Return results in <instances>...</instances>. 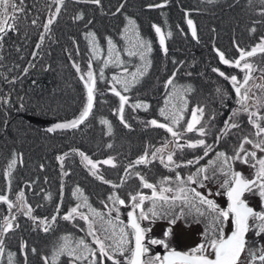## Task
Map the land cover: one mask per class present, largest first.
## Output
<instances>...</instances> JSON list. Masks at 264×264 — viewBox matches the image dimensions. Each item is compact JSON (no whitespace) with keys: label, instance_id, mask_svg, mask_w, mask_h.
<instances>
[{"label":"trees","instance_id":"16d2710c","mask_svg":"<svg viewBox=\"0 0 264 264\" xmlns=\"http://www.w3.org/2000/svg\"><path fill=\"white\" fill-rule=\"evenodd\" d=\"M47 3L34 0V14L47 11ZM61 5L64 21L68 13L76 12L82 17L80 24L72 22L61 29L60 17L51 29H36L45 17L35 16L37 23L31 29H9L0 37V196L8 192L14 203L11 208L0 203V264H10V255L11 264H45V258L52 264L64 237H69L72 247L83 239L96 248L88 234L89 224L96 235L107 236L108 222L116 221L109 211L120 205L115 198L127 203V197L149 193L150 189L139 187L141 177L152 178L156 189H193L188 177L197 165L189 161L202 146L172 150L173 163L168 164L172 167L165 166L159 148L170 135L149 118L184 132L189 109L208 105L204 124L212 143L206 145L211 148L208 159L213 163L219 152L233 154L239 147L236 137L221 147L212 134L221 131L223 115L230 112L225 108L236 99L230 77L242 71L234 66L235 60L264 45V0H100L99 4L66 0ZM186 13L196 26V39L187 28ZM215 48L229 64L221 61ZM251 61H257L258 69L264 67V53L242 63ZM76 67L86 79L89 71L95 73L94 109L77 128L49 131L46 123H70L85 109L86 91ZM109 89L129 96L125 125L119 120L120 100ZM204 96L207 104L198 102ZM259 100L264 104V94ZM257 108L259 114L264 110L258 104ZM174 114L182 116L176 125L171 120ZM229 132L228 138L233 136ZM182 137L189 135L184 132ZM143 154L153 161L148 172L136 163ZM84 156L97 167L83 162ZM109 159L112 164L103 163ZM17 199L21 206L15 204ZM178 203L164 205V210L176 209ZM190 203L198 206L199 198ZM73 208H77L73 218L64 220ZM13 210L17 212L11 214ZM81 214L88 220L81 219ZM5 220L12 222L11 230L4 231ZM125 227L133 241L131 248L133 231L128 224ZM99 260L97 252V264ZM58 264H70V258L60 256ZM104 264L112 262L105 258Z\"/></svg>","mask_w":264,"mask_h":264},{"label":"snow or ice","instance_id":"6c2138e0","mask_svg":"<svg viewBox=\"0 0 264 264\" xmlns=\"http://www.w3.org/2000/svg\"><path fill=\"white\" fill-rule=\"evenodd\" d=\"M57 3L63 4L64 0H56ZM92 2L99 4L100 0H92ZM11 6L14 10L16 9V5L12 0H0V11H2L4 15V19L0 21V32L6 31V25L7 20L9 19L7 15V8ZM59 9H57V12ZM12 19H15V17H11ZM82 17H77V19H80ZM53 21L50 19L48 21V24H51ZM35 23V21H33ZM129 23H132V21H129ZM188 24L191 26L192 21L189 20ZM47 30V29H46ZM161 30L159 27L156 28V32L159 33ZM193 36L196 35L195 29L192 30ZM161 44L164 43L163 36H161L160 40ZM111 43V41H109ZM260 51H264V45L259 46ZM257 51L256 48L252 49L251 51L247 52L246 54L242 53L241 59L244 58L245 55L252 56ZM134 53H129V55H133ZM220 56L221 61L224 64H229V60L224 58L223 53H218ZM236 67H240L239 62H236ZM244 69H247L248 72L245 73V77L243 79V83L241 84L239 81H237L236 76H231L230 79L233 82V85L235 86V90L238 96L241 94V88L248 84L250 77V72L253 70V65L249 63H245L243 65ZM77 71H79V68L77 67ZM213 71H217L216 69H213ZM221 76H225L223 72L219 73ZM88 81L89 83L86 84L87 87V106L82 112L80 118L78 120H73L69 124H57V128H75L80 123H82L87 116L89 115L92 106H93V91H94V85L95 81L93 79V74L91 71L88 72ZM84 77H81L83 79ZM228 79L229 77H225ZM115 79V78H114ZM172 81L169 80L168 84H171ZM239 85V86H237ZM259 87V86H257ZM127 85H125V91H127ZM115 91V90H114ZM251 91V89H246L244 94L241 96V104L242 108L245 112H248L249 115V123L253 125L255 128L254 135L256 137H264V127L261 126L260 120H264V116H260L258 111H249L248 105L245 103L250 99L248 92ZM115 95H117L121 101V107L119 109L120 112L123 111V105L127 103V98L119 91H115ZM186 103V102H185ZM256 103L264 107V104H261L259 98H257ZM140 105H136V107H139ZM197 113L200 114V116H197ZM161 115H164V110L161 109ZM203 116V108L196 107L195 110L191 113V121L186 125V128L184 132H193L196 131L200 136H204L206 134L205 129L203 127L197 128L196 125L200 122V119ZM122 119V117H121ZM168 119V117H166ZM182 119V116L179 115H173L171 117L172 124L176 125L179 123V120ZM103 123L107 124V121H102ZM153 126L158 128H164L167 132L171 134V136L174 139V142L176 144L177 148H182L184 146H187L189 148H196L198 146L205 145V141L203 139L197 141V142H186V145H181L179 143L180 138L183 136L184 132H179L174 130L172 126H169L168 124L164 123H158L156 120H152L150 122ZM127 126V125H126ZM239 127V125L235 122L228 123L225 122V129L230 128H236ZM49 131H52V129H49ZM109 131H111V127L109 126ZM226 134V131L224 132ZM219 139V137H218ZM244 144H251L254 149L259 150L260 152H264V138L259 139L258 141H254L249 139L247 136L243 138L239 149L236 151V154L234 156H226L224 152L217 153V157L222 159V163L225 167H227V171L224 170V167L220 169V171L228 177L224 181V183L221 185L225 189V195L229 201V204L226 209H221L214 200L208 199L206 196L202 195L200 192L196 191V189H190L187 190L183 187H181L178 190V194L174 197H169L165 195V193L173 192L175 191L172 188L169 187H162L157 192L156 186L148 183L143 180V177H141V181L143 182V187L151 189L152 190V197H146L143 195L139 196H131L132 201V211L128 213V216L130 218V227L133 229V237H134V245L129 248L128 246L130 244H133V241L128 239V233L125 231L123 227L119 229V236L117 239H113V237L116 235L115 229H112V232L101 238L100 236L95 234V230L93 229V226L89 224V235L93 237V243L96 245V248L91 247L88 243L85 242V240L80 239L78 242H76V246L72 247L69 244V237H64V243L59 245L58 248L54 251L53 257H52V264H58V258L60 256H67L70 258V264H74L75 261H81V264L85 260H89V257H91V260H89V264H97V252L99 253V264H104L105 258L107 260H110L112 264H122V260L120 258H124L127 261V264H240V257L243 253L246 245L245 240V234L249 231V218H253L254 220L264 221V211H256L255 209L248 206L247 202L242 198L244 194L251 193L254 191V188H258V195L264 201V157H261L257 159V153L256 151H247L244 149ZM111 147V145H109ZM245 152L244 156H241L240 153ZM84 154L81 153V156ZM173 155L174 153H170L167 156V161L169 163H173ZM205 155H207V151L205 152ZM251 156L253 163H251V167L256 169V172L252 179H248L244 177L240 172H236L232 168L231 161L239 160L242 163H248V157ZM86 160H88L87 157H84ZM153 159L156 158V155L153 154ZM147 162V156L141 158L136 163H146ZM161 162L163 163V158L161 157ZM16 162L15 160L12 161V165H14ZM88 163L91 165L93 169L97 167L95 163H93L91 160H88ZM103 163L106 164H112V160H106ZM191 163V161H189ZM214 163V162H213ZM10 165L9 167L11 168ZM257 165L259 166L257 168ZM114 166V165H113ZM167 166V165H166ZM179 167V165H177ZM207 169L201 168L198 170L197 175L200 173H205ZM93 175H96L95 172H93ZM179 179V176L177 177ZM210 179L209 176L204 175L202 177V180H208ZM188 181L191 183H197L194 176H189ZM205 185L203 182H200L199 187H204ZM115 187V185H114ZM191 191V193L194 194L195 198H199V203L206 205L208 210L211 212L216 213L217 218H222L224 221H227L230 217V214L234 216V228L233 231L230 233V235L225 238L223 230H219L218 236H216L213 239H208L207 234H205V241L202 242L199 245H197L195 248L191 249L189 252L181 253L179 251H176L175 249H169V244L166 239H155V238H149L147 243H145V236L146 233L151 231V228H142L140 226L139 220H150V216L145 213L142 205L145 199H152L153 200V206L148 211L151 213V220L154 221L155 219L163 218V216L167 215V213L164 212H158L156 210V201H161V208H163L164 205L172 204L175 202V200H182V202H187V192ZM180 194H184L181 196ZM217 195L220 193L217 192ZM209 195H211V192H209ZM23 194L21 193V198ZM110 199H112L110 197ZM139 200V202H137ZM0 201L8 204V207L11 208L12 204L8 202L7 197L0 196ZM115 202L119 203L120 205H124L125 201L122 199H119V197L115 198ZM136 209H140L139 214L137 216ZM94 211V210H93ZM31 209H28V213L30 214ZM77 212V208H73L72 212L63 216L64 220H71L72 214ZM201 215L203 213H200ZM97 215H100L97 213ZM183 215V212H181L176 219H179L180 216ZM103 218V217H101ZM81 219H84L85 221L88 220V217L81 214ZM176 219H173L170 221L171 224H175ZM123 223V222H121ZM13 227V224L9 220H5L4 222V231L11 230ZM45 231L48 230L47 227L44 229ZM107 231V229L105 230ZM172 233V229L168 228L164 236L170 237ZM259 233H264V224H261L259 226V231L257 232V235ZM3 235V232H0V236ZM106 241H111V243H106ZM148 245H158L162 246L164 249H169L167 255H161L157 253L154 256L149 255V246ZM2 246H3V240L0 239V252H2ZM33 252H35V249H32ZM128 253V256L125 257V253ZM120 257V258H117ZM257 258L253 254V259ZM11 255L9 256L10 264H11ZM258 259L261 262H264V249L261 250V253L258 256ZM45 264H48L47 258H45Z\"/></svg>","mask_w":264,"mask_h":264},{"label":"rangeland","instance_id":"374dc122","mask_svg":"<svg viewBox=\"0 0 264 264\" xmlns=\"http://www.w3.org/2000/svg\"><path fill=\"white\" fill-rule=\"evenodd\" d=\"M11 6H9L8 8H10ZM11 9L7 10V15H9L8 13H10ZM2 13V12H1ZM3 14V13H2ZM0 21H2L4 19V15L0 14ZM9 30V29H6ZM2 33V32H0ZM190 33V32H189ZM197 33V30H196ZM158 34V33H157ZM216 49V48H215ZM216 52V51H215ZM219 56V55H218ZM249 64H252L253 67V71L251 72V78H250V82L246 85V87L243 88L242 90V95L244 94L246 89H251V91L248 92V95L251 93L252 98H259L260 95L264 94V67L258 69V64L257 61H251V62H246ZM245 64V63H243ZM238 71H240L239 69H237ZM243 73L245 72L244 70H241ZM244 77V74H243ZM242 78L237 77V81H240ZM168 80V79H167ZM169 81V80H168ZM209 82V81H208ZM232 83V81H231ZM233 84V83H232ZM204 89L208 88V84L204 83ZM238 86V85H237ZM259 86V87H257ZM252 87V88H251ZM208 99L204 96V97H199L198 98V102H201L202 104H207ZM239 101H237L238 104ZM205 107L208 108V105H206ZM258 111V108H257ZM260 116L264 115V110L260 111ZM263 112V114H262ZM140 120L141 118L143 119V116H139ZM263 123V121H261ZM57 124H53V123H46V126H54ZM229 134H231L228 130V132L224 135L225 140H224V146L225 144H227V141H233L235 135L233 133V136H229V138L227 137ZM223 134H220L219 131L215 130V133L212 134V136L214 138L217 139V141H219L220 139H222ZM171 136V135H170ZM172 137V136H171ZM219 137V139H218ZM173 138V137H172ZM173 138L172 142L171 140L167 139L165 141V144H162V147H160L159 153H160V159L161 157L163 158V164L168 167H172V165H168L169 162L167 161V156L172 153V150H176L178 149L176 147V144L174 142ZM259 140V138L257 139V141ZM216 141V142H217ZM187 141L184 139V137L180 138L179 143L181 145H184ZM222 143V142H221ZM174 144V145H173ZM209 144H212L211 142ZM223 146V144L221 145V147ZM240 147V145H238ZM239 147L237 149H235L232 153L230 154L229 157L234 156L236 154V151L239 149ZM244 149L247 151H256L257 153V159L264 157V152H260L257 149H254L252 147V145L250 144H244ZM203 150V149H202ZM211 148L206 147L205 151H195V155L192 156L191 158V162L194 163L196 162L199 156L205 154L204 152L206 151H210ZM209 154V153H208ZM145 156V154H143ZM143 155L141 157H143ZM241 156L245 155V152H241L240 153ZM86 157V156H84ZM83 157V162H85L87 165H90L88 163V160H86ZM150 157H148L147 155V162L145 163V165H143L142 163L139 164L141 168H143L145 170V172L150 171L151 166L153 165V161H151V159H149ZM209 157H207V155L200 161L198 162V164H194L197 165L196 170L194 171L193 176L195 177L197 183H191L189 182V187H192L194 189H196V191L200 192L202 195L206 196L208 199L214 200L215 203L221 208V209H226L228 206V199L225 195V189L223 187H221V185L224 183V181L226 179H228V177H226L221 171L220 169L222 167H224V170L227 171V167H225L222 163V159L218 158V160L216 159L214 161V163H212V161L210 159H208ZM248 163H242L239 160H235V161H231L232 164V168L234 171L236 172H241V174L248 178V179H252L256 169L252 168L250 165L251 163H253L252 157L249 156L248 157ZM93 162V161H92ZM94 163V162H93ZM203 166V167H202ZM259 166L257 165V168ZM201 168H205L207 169V171L205 173H200L199 175H197V172L199 169ZM204 175H207L210 177V179L208 180H202V177ZM144 181L148 182V183H152V178L150 177H144L143 178ZM200 182H203V184L205 185L204 187H199ZM154 185V184H153ZM156 185V184H155ZM141 187V189L143 188L144 191H146L148 188L143 187V182L141 181V185L139 186ZM138 187V188H139ZM171 188V187H169ZM161 188L157 189V192L159 193ZM175 191L173 192H168L165 193V195L171 197H174L178 194V190L179 188H172ZM258 188H254V191L251 193H245V195L243 196V199L252 207H254L255 209H257V211H264V201H262V199L260 198V196L258 195ZM209 192H211V195H209ZM219 192L220 194L217 195L216 193ZM181 196H183L184 194H180ZM130 196V195H129ZM139 196V194H138ZM144 196V195H143ZM146 197L151 198L152 197V190L150 189L149 193L146 195ZM187 197H188V201L186 203V205H184L182 202V200H175V201H179V203L176 205H174V208H166L163 206V208H161V201H156V210L158 212H164L167 213V215L163 216V218H159V219H155L154 221L151 220V213L148 211L150 208H152L153 203L148 204V200L152 201V199H145L143 202V209L145 211L146 214H148L150 216V220H139V223L142 225L143 228H151V231L146 233V243L148 241L149 238H155V239H166L168 244H169V249H175L178 251H182V252H189L191 249L195 248L197 245H199L200 243L205 241V234H207V237L209 236V234L212 232L210 229H206L207 226L203 225V219H207L210 218V214L208 215L207 211L208 208L206 205H203L201 203H198V206H195L193 203H190V200H198V198H192V193L189 192V194L187 193ZM126 198V197H125ZM127 199V203L125 202L124 205H113L112 209L109 211V213L112 215V217L114 219H116V221H110L108 222V232L107 234L109 235L112 232V229H115L116 231V235L113 237V239H117L119 236V229L121 227H123L125 229V231L128 233V239L130 240V232L126 229L125 225L127 224V213L129 211H132V201L131 199H129L128 197ZM137 202H139V200H137ZM21 202L19 201V199H17L16 203L17 206H21L20 204ZM14 204V203H13ZM188 204V205H187ZM26 210V208H24ZM202 210V211H201ZM140 209H136V214L138 216ZM17 210H13L11 212V214L16 213ZM183 212V215L180 216L179 219H176V217ZM200 213H203L202 215ZM216 217V216H215ZM230 218V217H229ZM176 219L175 224H171L170 221ZM208 220V219H207ZM123 222V223H121ZM259 226L255 225L254 228L255 230L252 231L250 233V246H249V252L252 253H256V252H261L262 249H264V233H262L261 236H257L256 230ZM171 228L172 229V233L170 237H165L164 233L165 231ZM226 229V231L230 230L231 226L229 224L223 225V229ZM89 229V227H88ZM222 229V230H223ZM212 234V233H211ZM210 234V236H211ZM215 234V233H213ZM210 236L208 237L210 240ZM206 242V241H205ZM130 246V245H129ZM128 246V247H129ZM149 246V255L154 256L157 253L161 254L164 251H168L169 249H164L162 246H158V245H148ZM130 248V247H129ZM249 254V253H248ZM128 256V253H125V257ZM121 260L124 263H127L126 259L121 258Z\"/></svg>","mask_w":264,"mask_h":264},{"label":"flooded vegetation","instance_id":"af4514ba","mask_svg":"<svg viewBox=\"0 0 264 264\" xmlns=\"http://www.w3.org/2000/svg\"><path fill=\"white\" fill-rule=\"evenodd\" d=\"M45 1L48 2L47 5L45 6L47 8V11L43 10L42 12H38V14L35 15L34 12H33L34 0H12V2H14L15 5H16V9L14 10L12 7L7 8V10L11 9V11H10V13H8L9 14L8 15L9 19L7 20L6 29H14V31L16 29H31L32 26L34 25L33 21H35V19H34L35 16L40 17V18L45 17L44 21H43V23L41 25H39V23H38V25H36V29H51V27L53 26V23H55L56 20H58L60 17L62 18L61 19L62 20L61 29H64L66 25L70 26V24L72 22H73V24H74V22L76 24L77 23L80 24V20L77 19V17H79V16H78V14L76 12L73 13V15H71V13H68V15H67L68 19L66 21H64L65 12L62 10L63 8L60 10L59 15L57 16V18L54 19V16H55L56 11H57L58 3L56 2V0H45ZM61 7H62V5H61ZM1 12L2 11H0V14L3 15ZM13 16L15 17V19L11 18ZM50 19L53 22L51 24H48V21ZM36 23L37 22H35V24ZM79 27H77V29ZM0 37H1V33H0ZM243 65L244 64L241 62L240 63V67H236V68L239 69L240 72H241V70H244L245 71L244 72V77H245V73L248 72V70L244 69ZM251 72H250V77H251ZM236 77L242 78V72L240 74L236 75ZM244 77H243V79H244ZM239 82L242 84L243 80L241 79ZM249 82H250V79H249L248 83ZM244 87H246V85ZM244 87H242L241 93H242V90H243ZM234 92L236 93L235 87H234ZM241 96H242V94H240V96H238L237 93H236V99L233 101V104L231 103L230 105H228L225 108V109L228 108V110H230V112L227 114V116L223 115V118H222V122H221V125H220L221 131L219 133L223 134L222 135L223 138L220 139L219 141H217V144H219L220 146L222 144H224L223 142L225 140V137H224V135H225L224 132L226 130L225 129V122H228V123L235 122V123H237L239 125V127L230 128L229 129V131L234 133V135L236 137V141L235 142H238L239 145L241 144L243 138L246 137V136L249 139L254 140V141H257V139H258V137H256L254 135L255 128L253 127V125L251 123H249L248 112H245L243 110V108H242V104L240 102L241 101ZM249 97H250V99L245 102L248 105L249 111H257V109H256V104H257L256 100L257 99L255 98V96H254V98H252L251 93L249 94ZM237 101H239L238 104H237ZM205 106L206 105L201 107V108H203V116L200 119V122L196 125L197 128H201V127L205 128L204 127L205 123L207 125L209 108H207ZM196 107H198V105H196V106L192 107L191 109H189V113L186 116V120L184 121L185 127L191 121V113L195 110ZM197 116L199 117L200 114L197 113ZM153 119L154 118H149L150 122ZM260 123H261V120H260ZM145 125L146 124H144V126ZM261 126L264 127V121H263V123H261ZM144 132H145V130H144ZM205 132H206V134L204 136H200L198 134V132H196V131L187 132L189 137H188V139H185V138L184 139L187 142H197V141L203 139L205 141V145L202 146V149L205 151L206 145H208L209 142H210L209 141V137L207 135L206 129H205ZM168 134L170 135L169 132H168ZM262 138H264V137H260L259 139H262ZM167 139L171 140V142L173 141L172 140L173 138L171 136H169V138H165L164 141H162L160 144H165V141ZM202 149H201V151H203ZM208 153H209V151H207V157H208ZM205 156H206L205 154L199 156L197 158L198 160L195 162V164H198V162H200ZM142 164L145 165V163H142ZM255 210L257 211V209H255ZM207 213H208V215L210 214L211 216H210V218H207L208 220L207 219H203L202 223H203V225L207 226L206 229H210V230L212 229L211 230L212 234L210 233L211 236L209 234L210 239H213L216 236H218L219 230L223 229V225H225V223L229 224L231 226L230 230H228V231H226L225 228L223 229L224 237L227 238L228 235L233 231V228H234V216L230 214V218L227 221H224L222 218H217L216 213H214V212H211V211L208 210ZM261 224H264V221H259V220H254L253 218H249V226L250 227H249V231L246 233V239H245L246 240V245H245V249H244V251H243V253L241 254V257H240V264H264V262H261L258 259V256H259V254L261 252L258 251L256 253H252V252H249V249H248L249 246H250V243H251V241H250V233L255 230V228H254L255 225L260 226ZM258 231H259V227L257 228L256 233ZM213 233H215V234H213ZM261 235H262V233H259V235H257L256 238L258 236H261ZM184 253H186V252H184ZM253 254L257 258L253 259Z\"/></svg>","mask_w":264,"mask_h":264},{"label":"water","instance_id":"95a60500","mask_svg":"<svg viewBox=\"0 0 264 264\" xmlns=\"http://www.w3.org/2000/svg\"><path fill=\"white\" fill-rule=\"evenodd\" d=\"M64 1H66V0H64ZM57 9H59V11L57 12L56 11V14H55V16H54V19H56L57 18V16L59 15V12H60V10H61V4H59L58 3V7H57ZM189 20H191L190 18H189V15H188V13H186V25H187V28H188V30H189V32H190V34H191V36H193V34H192V30H193V28L195 29V33H196V26H195V24H194V22L192 21V25L190 26L189 24H188V21ZM158 27V26H157ZM156 27V28H157ZM161 36H162V33H161V31L158 33V37H159V40H161ZM193 38L194 39H196V35L195 36H193ZM162 45H164V43L162 44ZM254 49V48H253ZM257 49V51L255 52V54L254 55H252V56H247V55H245L244 56V58L243 59H241V55H239V57L235 60V62H234V66L236 67V62H239V64L241 63V62H243V61H245V60H247V59H249V58H251V57H254V56H256V55H258V54H261V53H264V51H260L259 50V48H256ZM252 50V49H251ZM251 50H249V51H251ZM215 51H216V53L218 54V53H222L220 50H218L217 48L215 49ZM249 51H246V52H244V54H246L247 52H249ZM219 55V54H218ZM220 57V56H219ZM76 69H77V67H76ZM92 74H93V79H94V81H95V85H94V91H93V106H92V109H91V111H90V113H89V115L87 116V118L82 122V123H80L77 127H79L80 125H82L88 118H89V116L91 115V113H92V111H93V109H94V106H95V101H96V93H97V81H96V76H95V73L94 72H92ZM78 75H79V77H80V79H81V77H84L81 73H80V71H78ZM81 81H82V83H83V85H84V87H85V91H86V96H87V87H86V84L87 83H89V81H88V79H86L85 77L83 78V79H81ZM243 83V82H242ZM242 89V88H241ZM119 91V90H117V89H109V92L110 93H112V94H114L115 95V91ZM120 92V91H119ZM121 93V92H120ZM121 95H123V96H125L126 98H127V103H128V101H129V96L128 95H124V94H122L121 93ZM117 96V95H116ZM118 97V96H117ZM119 98V97H118ZM120 100V99H119ZM127 103H125L124 105H123V111L122 112H120L119 111V120H120V122L121 123H123L124 125L126 124L125 123V120H124V111H125V107H126V105H127ZM86 106H87V101H86ZM86 106H85V108H86ZM120 107H121V101H120ZM120 107H119V109H120ZM121 117H122V119H121ZM80 118V117H79ZM78 118V119H79ZM78 119H76V120H78ZM157 121V120H156ZM158 123H164V122H160V121H157ZM71 123V122H70ZM66 124H69V123H66ZM164 124H167V123H164ZM169 125V124H168ZM170 126V125H169ZM77 127H75V128H77ZM49 129H52V131H57V130H66V129H72V127H69V128H57L56 127V125H54V126H51V127H49ZM171 135V134H170ZM241 173V172H240ZM245 195V194H244ZM5 197H7V200H8V202L9 203H11L12 204V206H13V202L9 199V196H8V192H7V194L6 195H4ZM243 198V197H242ZM2 201H0V203H1ZM4 203V202H3ZM228 204H229V201H228ZM248 204V203H247ZM249 206V205H248ZM249 207H251V206H249ZM251 208H253V207H251ZM254 209V208H253ZM130 212V211H129ZM128 212V213H129ZM139 222V221H138ZM127 224H128V226L130 227V218H129V216H128V214H127ZM140 226L142 227V225L140 224ZM131 228V227H130ZM143 228V227H142ZM132 229V228H131ZM133 230V229H132ZM230 235V234H229ZM228 235V236H229ZM133 239H134V237H133ZM245 239H246V234H245ZM145 243H146V236H145ZM176 251H178V250H176ZM179 252H181V251H179ZM167 253H168V251H164L163 253H162V256L163 255H167ZM181 253H184V252H181Z\"/></svg>","mask_w":264,"mask_h":264}]
</instances>
